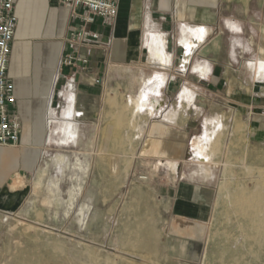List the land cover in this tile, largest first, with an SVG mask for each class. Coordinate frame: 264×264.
Listing matches in <instances>:
<instances>
[{
    "label": "rangeland",
    "instance_id": "374dc122",
    "mask_svg": "<svg viewBox=\"0 0 264 264\" xmlns=\"http://www.w3.org/2000/svg\"><path fill=\"white\" fill-rule=\"evenodd\" d=\"M257 59L264 58L246 61L233 74L234 84L207 97L185 88L197 96L191 107L180 99L164 105L162 115L178 109L182 120L188 112L195 127L182 179L167 169L168 162L135 159L136 137L152 118L143 112L130 125L129 98L147 82L140 72L109 87L99 123L82 124L78 144L64 141L66 121L56 126L50 135L55 145L40 171L15 182L24 195L20 209L0 212V264H15L22 253L36 255L37 264H264V232L255 239L252 219L236 208L240 197L264 196V80L248 66ZM212 118L222 120L225 132L213 163L201 166L196 143ZM59 155L67 159L58 164ZM193 188L209 199L203 221L170 212V194L191 195ZM137 225L143 232L132 234Z\"/></svg>",
    "mask_w": 264,
    "mask_h": 264
},
{
    "label": "crops",
    "instance_id": "0c3cea01",
    "mask_svg": "<svg viewBox=\"0 0 264 264\" xmlns=\"http://www.w3.org/2000/svg\"><path fill=\"white\" fill-rule=\"evenodd\" d=\"M116 2L115 22L106 26L97 21L89 27L87 41L72 47L69 37L76 23L68 10L50 0H15L18 27L8 76L17 87L13 109L22 126L19 146L0 149V212L13 215L20 209L24 195L15 182L40 171L55 145L50 140L52 130L66 121L64 141L78 144L84 123H99L109 87L135 72L147 82L137 96L129 98V105L132 98L141 97L150 104L141 113H132L130 125L143 112L152 117L136 137L140 143L135 159L168 162L167 169L182 179L180 169L195 137L192 115L185 112L180 120L178 109L162 115V103L171 105L178 99L182 103L179 93L187 87L196 90L199 98L207 97L210 90L234 84L233 74L242 71L246 61L264 58V0ZM68 49L89 63L75 71H61ZM256 61L248 64L249 69L263 81ZM153 98L160 101L161 109L152 115ZM175 111L174 120L167 121L165 117ZM117 125L122 126L123 120L119 118ZM188 193L170 194V212L188 220L208 218L206 193L195 188Z\"/></svg>",
    "mask_w": 264,
    "mask_h": 264
},
{
    "label": "built area",
    "instance_id": "2783aa9c",
    "mask_svg": "<svg viewBox=\"0 0 264 264\" xmlns=\"http://www.w3.org/2000/svg\"><path fill=\"white\" fill-rule=\"evenodd\" d=\"M50 1L68 10L72 21L77 24L70 32L69 43L72 47L87 41L91 25L101 20L104 25L111 26L118 16L116 0ZM17 27L15 0H0V149L19 146L21 137V120L13 109L17 103V87L8 76L12 43ZM88 63L87 59L68 49L62 58L61 71H75ZM70 82L74 83L75 78L71 77ZM162 105L164 107V103Z\"/></svg>",
    "mask_w": 264,
    "mask_h": 264
},
{
    "label": "bare ground",
    "instance_id": "6f19581e",
    "mask_svg": "<svg viewBox=\"0 0 264 264\" xmlns=\"http://www.w3.org/2000/svg\"><path fill=\"white\" fill-rule=\"evenodd\" d=\"M255 67L258 72V78L264 80V59H258V61H256ZM195 99H196L195 94L189 89H186L185 92L182 94V103L187 102V104H189V107L192 106L193 102H195ZM130 103L133 107V113H136V115L144 111L150 104L149 101L147 103L143 102L142 97L139 99L132 98ZM150 108H151L150 113L152 115L155 112H158L161 109L160 101L153 98L151 100ZM175 115H177V111L168 114L165 117V119L167 121H173L174 118L176 117ZM73 127H74L73 124H71L70 129H71L72 138L75 137V130H72ZM224 132H225V126L222 120L218 118H212L206 120V137L204 139H198V143H196L197 145L196 150L198 151V152L196 151L197 162L201 166L203 165L205 166L213 163V157L215 156L216 148L218 147L219 141L223 137ZM55 159H56L55 162H57L58 164L66 160L64 156H57ZM114 172H116V167H114ZM258 184L259 183H257L256 185ZM236 206H237L236 208L238 209V213L242 217L252 219V222L254 224L252 229L254 232H256L254 238L261 240L262 239L261 235L264 232V196L257 193L255 194V196L251 201H247L244 196L240 197L236 201ZM143 230L144 229L142 225H137L132 230V234L139 235L143 232ZM33 259H37L36 255L29 257L26 256L24 253H22L18 256L15 264H37L36 261H33Z\"/></svg>",
    "mask_w": 264,
    "mask_h": 264
}]
</instances>
